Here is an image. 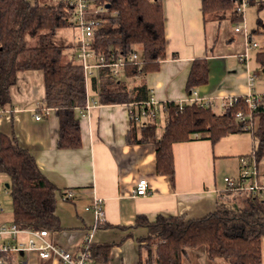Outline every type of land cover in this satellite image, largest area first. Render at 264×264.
Instances as JSON below:
<instances>
[{"label":"trees","instance_id":"1","mask_svg":"<svg viewBox=\"0 0 264 264\" xmlns=\"http://www.w3.org/2000/svg\"><path fill=\"white\" fill-rule=\"evenodd\" d=\"M99 5H111L107 22L95 32L94 48L106 59L112 52L126 54L136 49L137 61H128L123 70L114 75L103 68L91 79V89L97 102L104 104H132L130 117L144 109L140 119L132 118L128 142H152L157 146L156 172L169 175L174 181L175 159L173 143L197 137L209 139L216 145L232 133L249 132L256 142L253 149L258 164L264 157V94L255 110L250 111L245 96L232 98V104L220 113L213 107L196 102L171 101L157 106L148 103L150 90L143 78L156 71L166 57V32L162 0H94ZM203 16L224 18L239 24L244 14L238 10L242 0H201ZM71 26L61 2L49 0H0V107H10V87L16 74L33 69L43 72L45 98L41 106L54 108L58 121V147L82 145L81 123L77 108H85L87 92L83 68L72 58L64 61V46L53 40L58 30ZM264 34L255 28L249 34ZM41 36L37 45L29 40ZM256 61L264 69V46L255 52ZM208 61L205 56L192 62L186 82L191 94L208 82ZM131 83V86L129 84ZM243 111L252 118L238 120ZM160 113L167 122L160 127ZM133 115V116H132ZM0 174L9 177L13 220L20 228L62 229L57 214L58 198L64 195L41 171L34 155L22 147L11 135L0 136ZM252 152V151H251ZM251 152L242 155L248 156ZM136 226L146 229L139 237L145 257L140 264H182L188 249L203 246L211 260L223 258L228 264H263L264 200L248 191L226 188L217 209L200 218L182 215H157L150 220L138 215ZM94 261L105 262L111 244L91 243Z\"/></svg>","mask_w":264,"mask_h":264},{"label":"crops","instance_id":"2","mask_svg":"<svg viewBox=\"0 0 264 264\" xmlns=\"http://www.w3.org/2000/svg\"><path fill=\"white\" fill-rule=\"evenodd\" d=\"M254 1L260 8L264 6L263 0ZM162 3L166 57L156 71L143 77L159 106L171 101L185 103L191 96L186 82L192 62L201 56L207 58L209 79L195 91L198 96L213 98V109L217 113L222 112L223 101L264 94V69L259 67L255 56L260 44L254 40L257 46L252 49L253 53L248 51L246 58L241 57L246 48V35L250 34L248 28L244 26L238 31L239 23L232 28L235 33L219 39L228 21L217 17L206 21L201 0H162ZM260 25L259 21L255 28L264 31V26ZM252 76L254 81L250 84ZM14 81L10 87V107H7L13 111L0 116V136L17 138L20 145L34 155L48 179L62 192L70 189L74 193L72 199H65L64 195L58 198L56 207L62 229L50 231V236L54 243L74 254L88 238L90 244L110 243L108 259L94 261V264H140L146 250L142 249L139 237L147 232L136 226L138 215L150 220L162 214L200 218L215 211L227 188L225 177L237 175L239 156L255 147L252 139L251 149L239 151L232 139L235 151H231L222 143L229 135L216 145L209 139L197 137L174 142L175 178L172 181L169 175L156 172L157 146L154 143L128 142L132 125L130 104L98 103L97 94L90 90L87 101L92 103L94 98L96 103L83 115L76 109L82 145L63 148L58 147L60 122L55 109L49 108L45 113L41 106L45 98L43 72L20 71ZM36 112L42 114L40 120L35 118ZM159 117L162 130L167 117L165 113H160ZM146 178L149 192L134 194L135 184ZM96 197L102 201L103 219H98L92 209L87 210ZM4 210L0 202V222H12L13 212L5 214ZM20 237L27 238L23 234ZM22 254L28 260L26 264H59L57 257L41 259L36 252ZM182 259V264H228L221 257L209 259L203 246L188 249Z\"/></svg>","mask_w":264,"mask_h":264},{"label":"built area","instance_id":"3","mask_svg":"<svg viewBox=\"0 0 264 264\" xmlns=\"http://www.w3.org/2000/svg\"><path fill=\"white\" fill-rule=\"evenodd\" d=\"M51 2H61L63 4L67 20L70 21L71 26L75 32L72 34L71 43V58L74 62L80 64L83 68L85 78V89L87 92V99L91 89V79L97 77L103 68H109L114 75L119 74L126 66L128 61H137L139 54L136 49H132L126 54L117 55L112 52L108 60L104 54L97 52L94 48V39L96 30L105 24L109 16V8L105 5H99L94 0H49ZM251 2V0H242L238 10L244 12V8ZM244 26L240 24L237 30H241ZM249 36L246 35V48L241 57H247L248 51L257 46V43L249 42ZM254 77H250V84L253 83ZM250 111L255 110L261 96L248 94L245 96ZM92 103L86 101V107L82 108L80 112L86 113L96 103L93 98ZM185 102H196L201 106L214 107L215 101L213 98L198 96L194 90ZM233 100L223 101L221 103L222 111L225 110ZM148 103L153 104L156 108L159 106L157 102L151 97ZM182 106L184 103L179 102ZM133 106L132 104H130ZM44 108L45 113H48L49 108ZM13 109L0 107V116L2 114H10ZM36 111V110H35ZM131 113V110H130ZM144 109L139 113V117L144 115ZM238 120L243 121L246 117L252 118V114H245L243 111L236 113ZM133 116V115H132ZM136 114L134 118L140 119ZM35 118L40 120L42 114L36 112ZM133 118V117H132ZM133 118V119H134ZM239 173L225 177L226 186L230 190L248 191L257 199L264 200V171L260 170L254 151L248 156H239ZM148 179H140L134 186V194L146 195L149 192ZM65 199H72L74 193L70 189L64 192ZM98 219L104 218V209L100 198H94L90 207ZM26 235V239H22L20 235ZM50 230L46 229H29L18 228L13 222H0V264H26L28 260L24 258L22 253L36 252L39 258L49 259L57 257L59 264H94L93 252L90 245V238L82 245L81 250L74 254L65 248L58 246L50 236Z\"/></svg>","mask_w":264,"mask_h":264},{"label":"rangeland","instance_id":"4","mask_svg":"<svg viewBox=\"0 0 264 264\" xmlns=\"http://www.w3.org/2000/svg\"><path fill=\"white\" fill-rule=\"evenodd\" d=\"M261 1V0H257ZM264 4V0H263ZM261 5L258 4V2H253L251 4H248L244 8V20L239 22L241 26H245L246 28L249 29V33H252L254 31L255 27H257V24L260 21V26H264V6L260 8ZM209 17L208 19H210ZM238 25V24H237ZM231 26V28H230ZM227 28L223 29V33L221 34L219 39H225L226 36H229L234 32L235 29H232L235 27V24H230L227 22ZM229 27V28H228ZM225 31V32H224ZM75 30L72 27L64 28L58 30L53 36V40L62 44L64 46V55H63V60L66 61L71 58V43H72V37L73 33ZM235 33V32H234ZM254 40H256L261 47L264 46V37L261 36L259 33H254ZM41 36L34 37L29 40V44L31 45H37L41 41ZM259 45V48H261ZM258 48V49H259ZM254 50V48H252ZM250 49L249 51L253 53V50ZM131 86V83L129 84ZM219 110V109H216ZM161 120V119H160ZM233 139L234 143L236 144V147L239 149V151H244L245 149H251L252 147V136L249 132H244L243 134H230L229 137H226L223 139L225 142L224 143L225 147L226 145L228 146V149H232L231 151H235V148L233 149V145L231 144V140ZM254 141V140H253ZM255 142V141H254ZM256 145V142H255ZM227 149V150H228ZM260 169L264 171V157L261 160L260 163ZM5 178L2 179V174H0V202L3 207L5 214H11L13 212L12 209V199L11 195L9 194V187L7 185H10L9 177L7 175H3ZM264 241V238H263ZM262 256H263V262H264V243H263V251H262Z\"/></svg>","mask_w":264,"mask_h":264},{"label":"water","instance_id":"5","mask_svg":"<svg viewBox=\"0 0 264 264\" xmlns=\"http://www.w3.org/2000/svg\"><path fill=\"white\" fill-rule=\"evenodd\" d=\"M105 6H106L107 8H110L111 5L107 4V5H105Z\"/></svg>","mask_w":264,"mask_h":264}]
</instances>
